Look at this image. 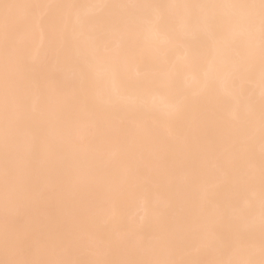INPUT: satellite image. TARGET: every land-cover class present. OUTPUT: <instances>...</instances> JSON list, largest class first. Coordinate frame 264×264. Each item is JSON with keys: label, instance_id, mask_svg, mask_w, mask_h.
<instances>
[{"label": "snow or ice", "instance_id": "snow-or-ice-1", "mask_svg": "<svg viewBox=\"0 0 264 264\" xmlns=\"http://www.w3.org/2000/svg\"><path fill=\"white\" fill-rule=\"evenodd\" d=\"M0 264H264V0H0Z\"/></svg>", "mask_w": 264, "mask_h": 264}]
</instances>
